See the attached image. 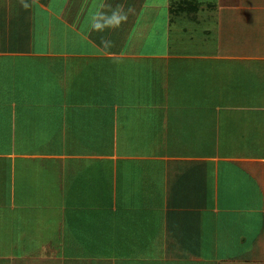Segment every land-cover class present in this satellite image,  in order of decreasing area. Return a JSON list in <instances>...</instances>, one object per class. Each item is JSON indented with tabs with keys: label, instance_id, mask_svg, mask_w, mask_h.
Instances as JSON below:
<instances>
[{
	"label": "crops",
	"instance_id": "obj_1",
	"mask_svg": "<svg viewBox=\"0 0 264 264\" xmlns=\"http://www.w3.org/2000/svg\"><path fill=\"white\" fill-rule=\"evenodd\" d=\"M169 4L0 0V264H264V0Z\"/></svg>",
	"mask_w": 264,
	"mask_h": 264
},
{
	"label": "trees",
	"instance_id": "obj_2",
	"mask_svg": "<svg viewBox=\"0 0 264 264\" xmlns=\"http://www.w3.org/2000/svg\"><path fill=\"white\" fill-rule=\"evenodd\" d=\"M170 1V12L180 13L187 12L188 14L193 13V15L200 9L201 3L199 0H169ZM206 5L213 6L214 2H208Z\"/></svg>",
	"mask_w": 264,
	"mask_h": 264
},
{
	"label": "clouds",
	"instance_id": "obj_3",
	"mask_svg": "<svg viewBox=\"0 0 264 264\" xmlns=\"http://www.w3.org/2000/svg\"><path fill=\"white\" fill-rule=\"evenodd\" d=\"M27 7V4L24 5ZM126 19V16L121 15L118 11H113L112 15L110 17H105L103 20V23H95L93 26L98 29L102 30L105 27H118ZM105 45L110 44V41H102Z\"/></svg>",
	"mask_w": 264,
	"mask_h": 264
},
{
	"label": "rangeland",
	"instance_id": "obj_4",
	"mask_svg": "<svg viewBox=\"0 0 264 264\" xmlns=\"http://www.w3.org/2000/svg\"><path fill=\"white\" fill-rule=\"evenodd\" d=\"M163 1V0H162ZM201 3H203V6H205L208 2H214V0H199ZM235 3H233L232 4V6L234 5ZM163 7V4H161V6H160V8H162ZM163 10H164V8H162ZM163 10H162V12H163ZM162 19L163 20H165V16L164 15H162Z\"/></svg>",
	"mask_w": 264,
	"mask_h": 264
}]
</instances>
